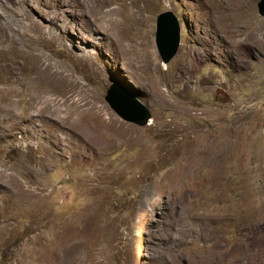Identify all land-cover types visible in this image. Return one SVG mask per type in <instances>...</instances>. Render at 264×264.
<instances>
[{
	"label": "rangeland",
	"instance_id": "obj_1",
	"mask_svg": "<svg viewBox=\"0 0 264 264\" xmlns=\"http://www.w3.org/2000/svg\"><path fill=\"white\" fill-rule=\"evenodd\" d=\"M258 4L0 0V264H264ZM110 84L148 125L110 109Z\"/></svg>",
	"mask_w": 264,
	"mask_h": 264
},
{
	"label": "water",
	"instance_id": "obj_2",
	"mask_svg": "<svg viewBox=\"0 0 264 264\" xmlns=\"http://www.w3.org/2000/svg\"><path fill=\"white\" fill-rule=\"evenodd\" d=\"M257 12L264 18V4L257 5ZM154 43L164 64L168 63L176 54L180 41L177 18L172 12L166 11L157 16ZM104 100L121 120L138 127L149 124L151 114L148 108L124 88L110 84Z\"/></svg>",
	"mask_w": 264,
	"mask_h": 264
},
{
	"label": "bare ground",
	"instance_id": "obj_3",
	"mask_svg": "<svg viewBox=\"0 0 264 264\" xmlns=\"http://www.w3.org/2000/svg\"><path fill=\"white\" fill-rule=\"evenodd\" d=\"M252 39V38H251ZM251 39H250V41H251ZM256 40V39H255ZM243 41V40H242ZM249 41V39L248 40H246V42L244 43L245 44V46H247L248 48H249V50H248V52H250L252 49H254V47H256V45L257 44H260L262 47H264V42H260V41H258V43H257V41H256V43H253V41H251L250 42ZM260 46V47H261ZM247 48V49H248ZM254 51V50H253ZM243 61V60H242ZM250 66V65H249ZM244 69V68H243ZM198 111V109L197 108H195V109H190V108H185V107H179V109H178V113H180V115H183V116H192V114H195L196 112ZM208 112V111H207ZM202 113V112H201ZM203 113H205V112H203ZM199 114V113H198ZM203 128V127H202ZM211 130V129H210ZM210 130H209V128L208 129H199V127L197 128L196 127V129H194L193 131H196L195 133L197 134V136L198 137H205V136H211V134H209L210 133ZM213 131V130H212ZM210 138H212V136L210 137ZM197 139V138H196ZM207 144V143H206ZM205 144V145H206ZM206 147H208V146H206ZM202 154V153H201ZM222 217V216H221Z\"/></svg>",
	"mask_w": 264,
	"mask_h": 264
}]
</instances>
